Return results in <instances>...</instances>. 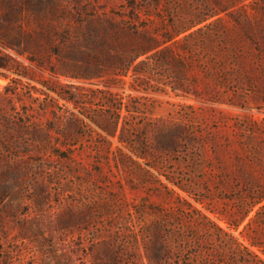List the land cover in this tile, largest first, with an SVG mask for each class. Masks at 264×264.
I'll return each mask as SVG.
<instances>
[{"label":"rangeland","instance_id":"rangeland-1","mask_svg":"<svg viewBox=\"0 0 264 264\" xmlns=\"http://www.w3.org/2000/svg\"><path fill=\"white\" fill-rule=\"evenodd\" d=\"M4 34L0 264H264V0H0Z\"/></svg>","mask_w":264,"mask_h":264},{"label":"trees","instance_id":"trees-1","mask_svg":"<svg viewBox=\"0 0 264 264\" xmlns=\"http://www.w3.org/2000/svg\"><path fill=\"white\" fill-rule=\"evenodd\" d=\"M0 49L1 50H8V49H13L18 55H22L25 56L29 53H31V50L29 48L27 49H21L20 46L18 44H15L14 40L12 38H10L8 35H3L0 37ZM149 52V50H144L142 51L140 54H145ZM57 54L58 57H63V52H61V50H56V52L54 51L53 54ZM10 59L12 61H14L15 59L12 56H9ZM3 68H6L7 66H5V64H2Z\"/></svg>","mask_w":264,"mask_h":264}]
</instances>
